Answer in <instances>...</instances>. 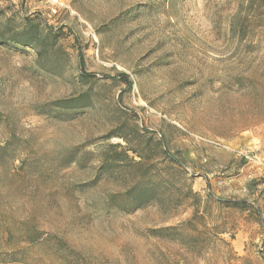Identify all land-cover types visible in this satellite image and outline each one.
I'll return each mask as SVG.
<instances>
[{"label": "rangeland", "instance_id": "1", "mask_svg": "<svg viewBox=\"0 0 264 264\" xmlns=\"http://www.w3.org/2000/svg\"><path fill=\"white\" fill-rule=\"evenodd\" d=\"M23 15L57 39L42 58L0 42V251L37 230L48 242L29 264H264V0H0V28ZM80 55L96 77H81ZM161 141L184 159L188 187L204 195L208 180L262 217L231 209L230 245L189 252L151 229L191 209L115 208L140 170L103 164L112 146L154 167Z\"/></svg>", "mask_w": 264, "mask_h": 264}, {"label": "trees", "instance_id": "2", "mask_svg": "<svg viewBox=\"0 0 264 264\" xmlns=\"http://www.w3.org/2000/svg\"><path fill=\"white\" fill-rule=\"evenodd\" d=\"M22 18L19 24H14L11 18L6 20L0 28V42L9 41L35 48L38 56L42 58L49 48L54 46L57 31L55 27L43 23L39 18L29 15H23ZM79 64L82 78L96 77L94 73L84 71L82 55H80ZM119 78L127 86H132V81L126 73H121ZM77 102H79V107L87 106L89 104L88 94H81ZM159 145L160 154L154 167L150 155L139 153L134 147L124 148L120 144L112 146L115 149L113 157H107L103 162L106 164L110 161L115 165L137 167L140 170L136 176L128 181L123 192H117L111 196V202L118 210L131 213L155 205L161 211L174 216L179 213L180 208L191 209L189 217L179 224L151 229L154 236L177 241L185 246L189 252H195L199 247L212 251L211 246H214L215 240L219 239L222 243L230 245L226 239L221 238L223 234L228 233L229 210H253L257 212L259 217H262L261 207L258 205L256 208L252 207L248 199L217 196L211 191L208 180V192L204 195L188 187L184 159L176 153L169 152L162 141L159 142ZM129 150L139 154V161L129 156ZM5 231L6 241L9 243L12 231L8 228ZM30 234L31 237L25 241L24 245L0 251V264H29L28 258L31 248L47 241L41 239V233L37 230H33V233ZM230 237L234 238V235L230 234ZM58 250L60 252L61 249L58 247L55 251Z\"/></svg>", "mask_w": 264, "mask_h": 264}, {"label": "built area", "instance_id": "3", "mask_svg": "<svg viewBox=\"0 0 264 264\" xmlns=\"http://www.w3.org/2000/svg\"><path fill=\"white\" fill-rule=\"evenodd\" d=\"M208 142L211 143V144H214L216 146H222L219 142H216V141L208 140ZM241 155L245 156L246 158H250V156L248 154H246V153H241ZM206 160H207V158L204 157V161H206Z\"/></svg>", "mask_w": 264, "mask_h": 264}, {"label": "crops", "instance_id": "4", "mask_svg": "<svg viewBox=\"0 0 264 264\" xmlns=\"http://www.w3.org/2000/svg\"><path fill=\"white\" fill-rule=\"evenodd\" d=\"M205 186H206V185H204V184H200V185H199V188H200L201 190H203ZM203 191H204V190H203Z\"/></svg>", "mask_w": 264, "mask_h": 264}]
</instances>
